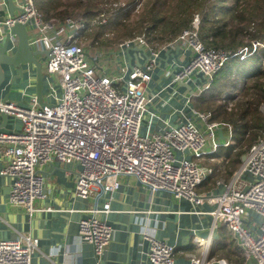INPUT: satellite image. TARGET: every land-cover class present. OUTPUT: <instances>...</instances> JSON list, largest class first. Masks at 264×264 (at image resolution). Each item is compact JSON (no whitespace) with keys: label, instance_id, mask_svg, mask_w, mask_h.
<instances>
[{"label":"built area","instance_id":"built-area-1","mask_svg":"<svg viewBox=\"0 0 264 264\" xmlns=\"http://www.w3.org/2000/svg\"><path fill=\"white\" fill-rule=\"evenodd\" d=\"M140 6L141 2H133L134 8ZM100 16L90 22L73 17L60 22L45 20L33 0H23L19 12L0 22V39H4L2 25L22 23L33 31L29 46L48 51L44 70L55 78L50 102L40 104L34 97L28 102L0 101V116L15 117L20 125L10 131L0 127V155L5 161L0 175L10 178L9 203L32 217L37 211L33 202L46 196L43 167L52 161H74L81 169L73 195L95 197L94 205L85 209L78 221L77 237L92 245L98 264L112 238L108 215L113 193L126 175L134 177L150 195L166 191L187 200L194 213L212 217L208 235L195 233L192 237L203 253L188 252L187 264H226L206 256L218 225L229 229L244 264H264V133L248 148L228 180L220 178L216 189L201 191L200 185L213 172L201 160L230 144L232 126L210 120L209 112L191 108L190 116L184 115L177 124L160 120V127L154 129L153 119L160 116L150 106L157 94L146 90L164 51L176 53L173 69L165 75H171L173 83L188 82L196 75L199 95L211 87L229 58L237 54L244 58L264 43L252 41L251 49L242 47L238 52L207 46L198 34L201 16L195 14L186 29L159 47L150 43L144 32L114 47H95L89 52L78 40L91 26H107L104 14ZM133 48L141 50L143 62H129L126 55ZM232 108L228 102L226 109ZM259 110L264 115V103ZM219 128L228 131L226 141L219 139ZM205 204L210 206L207 211L198 209ZM142 235L147 241L146 264H177L176 246L146 228ZM37 249L38 238L31 235L0 239V264H31Z\"/></svg>","mask_w":264,"mask_h":264},{"label":"crops","instance_id":"crops-1","mask_svg":"<svg viewBox=\"0 0 264 264\" xmlns=\"http://www.w3.org/2000/svg\"><path fill=\"white\" fill-rule=\"evenodd\" d=\"M22 1L12 0L9 3L8 0H0V22L19 12ZM45 20L54 21L55 19ZM3 27L4 25L1 26L4 37ZM88 30L90 28L83 32L86 34ZM28 31L31 38L33 31ZM10 38L12 41L15 39L14 36ZM95 40L96 38L91 43L92 46L98 44ZM30 48L36 51L43 50L36 46H30ZM136 50L138 49L133 48L126 55L131 63L143 62L141 50ZM14 51L15 47L10 43L6 52L11 54ZM174 54L176 53L173 51H164L161 54L159 63L153 69L152 80L146 85L148 92L153 91L157 94L150 106L151 111L160 116V119H153L154 129L160 127V120L177 124L183 120L184 115L190 116L191 108L200 111L197 102L204 91L197 94L199 78L195 75L188 82L173 83L171 75H165L173 69L171 61ZM180 56L185 58L182 53ZM37 58L43 69L41 99L46 103L51 101L49 94L53 82L52 77L44 70L47 57L42 54ZM3 69L5 79L0 86V99L7 95L8 100L17 102L24 100L28 102L32 97L37 100L36 71L33 64L22 65L21 71L6 65H3ZM185 83L190 88L185 87ZM56 90L58 91V88ZM192 93L193 95L189 98L188 96ZM21 98L24 100L21 101ZM1 123L2 116H0ZM19 128V121L12 116H8L5 126L1 127L5 131ZM222 135L221 140L226 141L228 138L226 128L222 129ZM230 139L229 145L219 147L212 157L201 160L203 166L213 171L209 178L200 185L201 191L216 189V181L220 178L228 180L243 161L242 156L246 153L241 156L236 168H234L236 164H230V157H226V153L228 146L234 144L235 140L233 136ZM4 164L5 161L0 155V170ZM80 169V164L74 161L69 163L52 161L46 164L41 170L45 178L46 196L33 202L37 211L32 217H29L22 207L9 203L10 178L0 175V239H14L20 235L37 237L38 249L31 255V264H98L92 245L77 237L78 221L84 216L83 211L92 207L95 202V197L82 199L73 195L76 174ZM120 181L119 188L113 193L110 203L111 212L108 215V220L113 227L111 242L104 251L99 264H146L147 241L142 235L145 228L158 238L176 246L177 264H187L186 254L188 252L196 255L203 253L202 248L193 243L192 237L195 233L202 236L208 235L212 222L209 214L194 213L187 200L176 199L166 191H156L150 195L148 189L132 176H122ZM101 203L102 198L98 200V205ZM209 207L205 204L198 209L207 211ZM53 209L62 210L56 212L52 211ZM249 214L257 222L259 221L252 211ZM227 232L230 231L224 225H218L213 229L212 240L206 251L207 258L221 259L226 264H244V256L240 248L231 232Z\"/></svg>","mask_w":264,"mask_h":264},{"label":"trees","instance_id":"trees-1","mask_svg":"<svg viewBox=\"0 0 264 264\" xmlns=\"http://www.w3.org/2000/svg\"><path fill=\"white\" fill-rule=\"evenodd\" d=\"M33 2L45 19L52 16L64 19L69 14L66 4L64 9H57L63 6L61 0ZM206 2H209L208 8ZM71 3L86 10L84 17L88 20L86 22H90L94 15L90 5H83L80 0ZM158 3L159 0L151 2L152 6L148 7L142 17V22L146 19L151 22L150 26L145 27V32L158 42H166L178 36L188 27L193 16L201 13L198 34L207 46L238 52L242 47L251 49L252 41L264 43V0H178L176 11L170 13H166L163 4ZM128 12L120 10L113 16L112 24L120 25L121 16L127 18ZM110 22L111 18L108 23L111 25ZM98 33H94V39ZM146 37L153 44L147 33ZM223 91L226 92L224 100L235 102L230 111H227L226 104L216 105L215 108L216 99ZM261 103H264V47H257L244 58L240 54L229 58L215 75L211 87L202 93L197 102L200 109L206 107L211 110L199 109L201 112H209L210 120L232 126L235 140L234 144L228 146L226 153L231 165L238 163L246 150L263 136L264 115L259 110Z\"/></svg>","mask_w":264,"mask_h":264},{"label":"rangeland","instance_id":"rangeland-1","mask_svg":"<svg viewBox=\"0 0 264 264\" xmlns=\"http://www.w3.org/2000/svg\"><path fill=\"white\" fill-rule=\"evenodd\" d=\"M73 1L74 0H61V3L63 4V6L60 5L57 9L58 10L64 9L65 4H66V5H68L67 11H69V14L65 17H73L76 19L82 18L83 21L87 20L86 17H84V13L86 10H84L82 7L78 8V7L74 6L71 3ZM80 1H82L83 5L89 4L91 7V10L94 12V15L91 16L92 18H90L91 20L89 19L90 21L94 20L95 17L101 18V16H100L101 14H104L103 17H105L108 20L107 23H109L110 18H111V22H110L111 25L108 24L107 26L101 27V29L99 28L98 25L91 26L90 30H88L86 34L84 32L81 33L82 35H80L78 41L81 45H84L86 50L89 52H92L93 49L95 48L94 46H96V45H98L97 47L100 49H108V48L114 47L118 43H120L121 41L131 39L137 35L144 33L145 27H148L151 24V22H149L148 19H146L142 22V20H143L142 17L148 11V7L150 8L152 6L151 2H153L154 0H80ZM134 1H135V3L137 1L141 2V6L138 9L133 7ZM163 2H165V5ZM158 4L159 5L163 4L164 11L166 13H170V12L176 11V6L178 5V0H159ZM208 5H209V2H206V7ZM124 6L127 7V9L129 10L128 17L125 18L124 15H122L121 16L122 21H121L120 25H113L112 20H113L114 15H117L120 10L128 11L127 9H125V10L122 9V7H124ZM206 7H205V10L208 8V7L207 8ZM197 14L199 16H201V13H197ZM50 19H55L54 20L55 22H60L63 20V19H59V18L53 17V16ZM96 32H99L98 37L95 40V41H98V44L94 43L95 45L92 46L91 43L94 41L93 35ZM146 33H147L148 37L151 39V41L153 42L154 46L159 47L162 45V43H164V42L161 43L155 39H152V36L149 35L148 32H145V35H146ZM101 46H103V47H101ZM51 80L53 82V81H55V78L52 77ZM56 88H58V84L56 85ZM225 94H226V92L223 91L222 94L219 96V98L216 99L215 108H216V105L219 106L220 104H227L228 102L232 103L233 106L235 105V102H233V101L224 100ZM20 100L23 101L24 99L21 98ZM198 109H200V107H198ZM200 110L211 111L210 109H208L206 107H202ZM227 111H230V110H227ZM218 115H219V113H218ZM216 119L220 121V119H218V117ZM235 164L236 165L234 166V168H236L238 166L239 162L235 163ZM229 168L230 167H228V169ZM227 233H230V232H227ZM226 239L229 240V238H226Z\"/></svg>","mask_w":264,"mask_h":264},{"label":"water","instance_id":"water-1","mask_svg":"<svg viewBox=\"0 0 264 264\" xmlns=\"http://www.w3.org/2000/svg\"><path fill=\"white\" fill-rule=\"evenodd\" d=\"M12 0H8L11 3ZM4 31V39L0 41V86L5 79V72L3 69V65L8 67L16 68L17 70H22V65L26 64H33L35 66L36 71V95H37V102L42 104L44 103L41 99V86L43 81V69L40 60L37 58L38 55H45L48 57L47 50H31L29 46V31L26 24L22 23H15L12 26L3 27ZM11 36H14V41L11 40ZM14 45L15 51L11 54L6 52L8 45ZM185 87L190 88L189 85L186 83L184 84ZM8 100L7 95H4L0 101ZM2 123L0 127H4L7 122V115L2 114ZM219 139L223 138L222 129H217ZM245 156H242V160Z\"/></svg>","mask_w":264,"mask_h":264}]
</instances>
